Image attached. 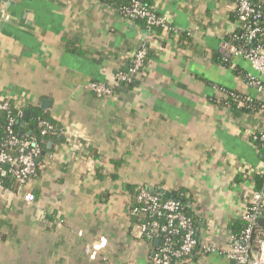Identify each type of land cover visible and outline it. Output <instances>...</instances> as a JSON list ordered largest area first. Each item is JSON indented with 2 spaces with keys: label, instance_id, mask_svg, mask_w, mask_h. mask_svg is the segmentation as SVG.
Returning a JSON list of instances; mask_svg holds the SVG:
<instances>
[{
  "label": "crops",
  "instance_id": "1",
  "mask_svg": "<svg viewBox=\"0 0 264 264\" xmlns=\"http://www.w3.org/2000/svg\"><path fill=\"white\" fill-rule=\"evenodd\" d=\"M9 2L0 3V99L38 108L60 131L27 186L34 206L0 188V223L13 228L1 231L0 264H146L155 248L129 229L140 187L182 200L198 242L215 246L185 264H234L228 226L247 210L264 152L250 137L261 119L218 103L225 89L263 96L236 75L259 77L248 61L218 60L237 30L232 0H152L168 25L158 37L105 0ZM144 41L137 84L95 96L89 85L112 84Z\"/></svg>",
  "mask_w": 264,
  "mask_h": 264
},
{
  "label": "built area",
  "instance_id": "2",
  "mask_svg": "<svg viewBox=\"0 0 264 264\" xmlns=\"http://www.w3.org/2000/svg\"><path fill=\"white\" fill-rule=\"evenodd\" d=\"M233 10L237 15L238 23L244 28V41L249 44L248 48L236 46L232 41L222 40L218 46V52L223 60H230L232 57H240L250 63L253 70L259 77L249 75L250 81L246 86L254 89L259 94L264 95V0L262 5L254 3L252 0H232ZM143 0H130L129 7L124 9L123 18L133 20L136 18L146 19L151 27H163L167 25L165 18L156 15L154 12L143 6ZM243 37L234 36L233 40ZM149 49L148 42H142L133 54L132 65L126 72H118L113 76L112 84L91 83V92L99 97H110L113 95L114 87L122 82L131 83L141 76V68ZM8 108L6 99H0V110ZM263 120L260 130L250 134L254 141H259L264 151V110H261ZM22 118V112L18 113ZM9 119L7 132L11 135ZM42 127L41 135H45L52 130V126L40 121ZM5 146L19 147L23 153L12 156L4 151L0 152V172L4 173V167L8 166V174L15 182V191L22 194L26 205L34 206L36 198L27 189L28 184L36 176L35 160L40 154V148L36 140L31 138L18 139L11 136L4 144ZM3 167V169H2ZM258 174H263L264 171ZM253 182V191L250 203L246 212L241 217L248 222L247 228L242 232L240 242H233L230 236V246L225 253L227 259L234 264H264V238L253 235L254 226L261 217H264V185L256 190ZM0 188L10 192V189ZM137 202L142 205L141 209L134 208L130 211L131 216L141 215L150 218L148 221H141L137 226L140 237L162 239V245L147 260L146 264H176L174 260L186 259L196 251L198 246L196 227L189 216L184 211L183 205L176 199H162L157 193L148 191L145 187H140L137 195ZM249 211V212H248ZM259 224V223H258ZM172 235H180L179 245L175 248L170 244ZM203 252L213 253L216 248L212 244L201 246ZM87 247L86 254L95 255V250Z\"/></svg>",
  "mask_w": 264,
  "mask_h": 264
},
{
  "label": "trees",
  "instance_id": "3",
  "mask_svg": "<svg viewBox=\"0 0 264 264\" xmlns=\"http://www.w3.org/2000/svg\"><path fill=\"white\" fill-rule=\"evenodd\" d=\"M108 4H110L111 6H113L114 8H117L119 14L123 17L124 14V9H127L129 7V3L130 0H105ZM254 3L260 4L262 5V0H252ZM143 6H145L146 8H148L149 10H151L152 12H154L153 10V6H152V0H143ZM155 13V12H154ZM156 14V13H155ZM235 14V13H234ZM157 15V14H156ZM236 20H237V15H234ZM132 22H134L136 25H138L139 27H141L144 30H147L148 32L151 33V35H155L156 37H158L161 33H163V31H165V29H167L168 25L163 26V27H150L147 22L146 19L144 18H136L133 20H130ZM238 21V20H237ZM233 35L238 36V37H243L242 39H236L233 40L232 37ZM245 35H244V28L237 23V30L233 33L230 34L229 36H227L224 40L227 41H232L231 43L236 45V46H241L243 48H248L249 44L244 41ZM150 55V50L148 49L146 52V56L143 62V67L141 68L140 72L143 73L146 64H147V60H148V56ZM132 59V58H131ZM219 63L223 66H229L230 65V60H223L221 57L218 59ZM132 65V60L129 61L128 65L126 68H124L123 70H121L120 72H126L129 67ZM236 75L241 77L243 83L245 84V86L247 85V83L250 81V77L247 74H241L238 71L236 72ZM137 80L133 81L131 83H119L117 84L114 89L118 88V87H124V88H130L133 87L137 84ZM248 87V86H247ZM224 93V97L222 99H220V101H218V103L229 110V112L236 114V115H255L258 116L261 119V123L263 120V115L261 113V110H264V95L262 97H251L249 94H245L236 90H223ZM8 108L6 110H0V152L4 151L12 156H17L20 153H23L22 150L17 147H10V146H5L4 144L9 140V138L11 136H15L18 139H26L29 140L31 138L36 140V143L38 144L40 151L41 152H47L49 153L51 151V149H48V144L51 141H54L55 136H57L59 134L60 131V127L58 125V123L53 120L49 115L44 114L43 112H41L38 108H21L20 106H18L15 102L10 101V100H6ZM24 111L28 112V116L25 120V123L22 125L21 124V119L18 116L19 112H22V117H23V113ZM9 119H12L11 125H10V130H11V135L7 132L6 128L9 122ZM40 121H45L47 123H49L52 126V130L48 131L45 135H41V130L42 127L40 126ZM262 151V147L260 142L257 141H253ZM41 152L39 154V156L36 158L35 160V164H36V176L38 174L39 171V166H40V161L43 160L44 157H42ZM264 152V151H263ZM3 169V167H2ZM35 176V177H36ZM254 181H255V189L259 190L263 187L264 185V175L263 174H255L254 175ZM0 182L2 184L3 188H8L10 190H14L16 185L15 182L10 178L9 174H5L0 172ZM148 191L153 192L152 190H149L148 188H146ZM139 192V188L138 189H132V196H133V200H132V204L130 207V211L133 210L134 208L137 209H141L142 205L140 203L137 202V195ZM162 199H167L164 198V196H162L159 192H156ZM177 201H179L184 208L185 213L187 214V216H189L191 218V220L193 221L195 227H196V231L198 228V220L196 217H194L193 215L190 214V209L186 206V204L178 199V198H174ZM249 212V211H248ZM130 218V227L136 228L141 221H148L150 218L146 217V216H141V215H136V216H129ZM248 226V222L242 218H239L238 220H233L232 222H230L229 226H228V230H229V236L233 237V242H240V238H241V234L242 232L247 228ZM1 231H7L8 233L13 232V228L8 225V224H4V223H0V240H4L6 239V235H2ZM253 235L258 237V238H264V225H260L258 224V222H256L255 226H254V231H253ZM170 238V244L172 245L173 248L177 247L179 245V240H180V235H172L169 236ZM141 239L143 241L148 242L151 246H153L155 249L154 251H156L161 245H162V239H159L158 245L155 246V242L157 241L156 238H147L145 236H142ZM198 248H201V244L198 242V246L196 248V251L198 252ZM195 251V253H196ZM196 258L195 254H191L189 255L186 259L183 260H174V262L176 264H185L189 261H193Z\"/></svg>",
  "mask_w": 264,
  "mask_h": 264
},
{
  "label": "water",
  "instance_id": "4",
  "mask_svg": "<svg viewBox=\"0 0 264 264\" xmlns=\"http://www.w3.org/2000/svg\"><path fill=\"white\" fill-rule=\"evenodd\" d=\"M1 2L6 3L7 6H8V5H13V2H9V0H0V3H1ZM27 116H28V112H24V115H23V118H22V122H21V124H24V122H25ZM44 153H45V152H41V155L43 156ZM5 168L7 169L8 166H5ZM166 198H169V195L166 194ZM258 223H259L260 225H264V217H261V218L259 219ZM155 244L158 245V241H156Z\"/></svg>",
  "mask_w": 264,
  "mask_h": 264
}]
</instances>
